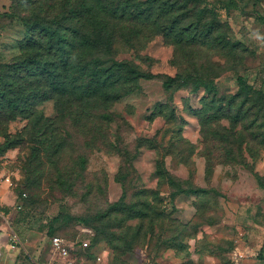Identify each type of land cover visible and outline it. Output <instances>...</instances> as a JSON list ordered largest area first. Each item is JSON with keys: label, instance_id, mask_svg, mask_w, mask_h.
Listing matches in <instances>:
<instances>
[{"label": "rangeland", "instance_id": "374dc122", "mask_svg": "<svg viewBox=\"0 0 264 264\" xmlns=\"http://www.w3.org/2000/svg\"><path fill=\"white\" fill-rule=\"evenodd\" d=\"M54 1L0 0V62L28 54L22 17ZM228 1L188 3L152 24L112 22L111 51L98 57L151 76L93 113L84 104L82 117H60L53 99L37 104L66 123L56 158L33 155L26 115L0 131V264H68L54 236L73 264H264V0ZM178 76L215 89L166 90ZM238 93L212 120V96L227 104Z\"/></svg>", "mask_w": 264, "mask_h": 264}, {"label": "trees", "instance_id": "16d2710c", "mask_svg": "<svg viewBox=\"0 0 264 264\" xmlns=\"http://www.w3.org/2000/svg\"><path fill=\"white\" fill-rule=\"evenodd\" d=\"M28 1L31 3V0ZM61 2L53 3L52 6L43 3L39 13L22 17L29 31L27 47L30 51L17 61L0 62V131H5L7 123L20 114L34 119L32 133L35 145L32 150L33 155L38 157L43 156V152L48 154L47 157L58 156L64 144L60 131L64 130L66 123L59 119L45 120L42 114L36 112L37 104L53 99L60 117L66 118L72 114L82 117L87 111L82 108L84 104L93 113L97 107L125 95L127 84L150 78V74H145L128 61L98 57L100 55L96 52L101 51L102 47L108 54L111 51L113 35L108 37L104 31L112 22L157 23L165 15L186 8L188 3H198L199 0ZM226 6L236 9L238 0H229ZM166 28L170 29V25ZM212 28L208 29L206 37ZM243 80L242 77L238 78L240 82ZM192 82L197 84L196 90L202 87L215 89L213 82L205 78L188 76L169 77L164 87L171 91L189 87ZM250 90L251 87L246 91L241 105L251 101ZM241 96L242 93L233 95L226 104L224 98L218 99L214 94L209 106L211 119L218 120L221 111L231 113ZM190 192L207 190L191 188ZM55 221H59V218ZM53 228L51 226L50 230Z\"/></svg>", "mask_w": 264, "mask_h": 264}, {"label": "built area", "instance_id": "2783aa9c", "mask_svg": "<svg viewBox=\"0 0 264 264\" xmlns=\"http://www.w3.org/2000/svg\"><path fill=\"white\" fill-rule=\"evenodd\" d=\"M12 240L14 242H16L18 240V236L17 234H13L12 236ZM89 241H83V245L85 247L89 246ZM52 245L54 247L55 250H57L59 252V254L61 255V257L65 260H68V264H73V261L71 260V254H70V250L67 247L64 239H62L59 236H54L52 237ZM99 260H101V257H99Z\"/></svg>", "mask_w": 264, "mask_h": 264}, {"label": "crops", "instance_id": "0c3cea01", "mask_svg": "<svg viewBox=\"0 0 264 264\" xmlns=\"http://www.w3.org/2000/svg\"><path fill=\"white\" fill-rule=\"evenodd\" d=\"M6 229H7V225L5 223H1V221H0V241H2L4 239L2 237L3 236V233L1 231L6 230ZM13 234H16V233H13ZM13 234H12V236H13Z\"/></svg>", "mask_w": 264, "mask_h": 264}]
</instances>
